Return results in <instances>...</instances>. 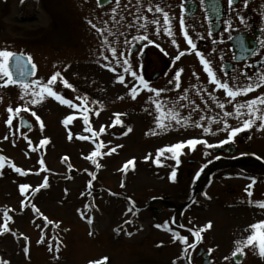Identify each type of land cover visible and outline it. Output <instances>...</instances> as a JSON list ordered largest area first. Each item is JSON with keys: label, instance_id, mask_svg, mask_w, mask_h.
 <instances>
[{"label": "flooded vegetation", "instance_id": "obj_1", "mask_svg": "<svg viewBox=\"0 0 264 264\" xmlns=\"http://www.w3.org/2000/svg\"><path fill=\"white\" fill-rule=\"evenodd\" d=\"M62 1L71 6L74 13L73 18L76 20V26L73 25V30L75 33L80 30L83 38L81 42H78L74 51L72 49L70 53H67L68 68L66 70L62 66V60L51 66V69L54 66L55 71H61L63 77L73 84L77 91L73 92L71 89L61 86L59 78L55 89L69 99H73L78 94L83 95L86 93L90 100L99 101V103L90 105L95 111L88 113L89 122L87 125L83 122L82 113L61 105L51 97L39 103L40 109L37 114L41 117L45 127L47 122L44 117L47 112L66 111L73 114L74 119L67 125L70 128L62 125L60 117L57 119L58 124L55 122L57 124L55 128L47 129L44 127L43 132L49 131L46 132V135L51 138H64L63 144H54L57 141L54 142L50 139L53 143L52 147L68 151L64 155L67 157V161L63 160L62 164L65 167L71 165L72 172H70V176L78 174L85 177L83 178L85 182L84 191H89L87 182L92 179L90 173H95V179L92 180L91 186L92 196H97L103 203L112 199L115 202L116 200L124 201L125 211L130 215L131 235L125 234V237L130 239V244L128 249L124 248L120 252V258L127 259L126 264H173L174 261L175 264H257L258 260L260 263V259L264 264V256L260 255L258 246H244V254H237L235 258L231 257V254L228 256V253H215L214 250L222 249V244L218 241L219 235L217 234V238L214 237V241L210 238L211 241L209 242L208 238L211 231L221 228L215 225V219H218L219 216L210 215L211 217H208V214L206 215L207 210L203 208L205 204L218 200L224 192L227 197L226 201L230 202L224 206L229 207L232 212L245 210L244 213L242 212L245 222L247 217L252 218L251 223L264 220V208L250 202L264 201V130H258L254 125L251 129L238 133L233 141L214 148H207L205 145L200 144L196 146L195 150L185 147L179 156V164L174 158H171L170 153L166 152L160 157L161 165H157L154 163L155 153L165 145L189 138H203L207 139L209 143L216 144L226 138V133L217 132L215 135H209L203 133L201 128L191 125L188 127L174 125L166 130L158 128L155 124L156 112L154 106L146 103L151 93L141 91L136 99H131L128 90L132 86V78L126 74L128 87H125L117 82L115 78L117 73H113L103 66L105 62L99 56V38L95 30L91 29L86 23L87 19L107 12L113 4L107 3V0H105L104 6L100 8L97 7L96 0ZM121 2L123 4L127 0H121ZM160 2L171 5L172 13L176 17L173 22L175 33L173 38L176 39L179 48L171 43L172 38L163 33L160 36L152 35L154 28L150 26V38L155 40L160 48L156 47L155 44L142 41L132 49L130 60L133 69L140 72L152 86L170 89L169 92L162 93V96L169 99L176 97L177 90L168 81L178 67L184 70L181 75V90L183 88L191 89V85L196 83L203 84L209 91H212L214 87L209 84L207 75L194 53L188 54L186 52L179 61L174 60V56L178 54V51L188 47L179 25L181 4H183L186 25L190 34L193 35L194 39L197 33L204 37L196 40L197 48L212 58L218 75L222 74L221 69L226 71L228 76L240 74L241 71H246L249 75L255 76L257 72L264 70V45L261 44V41L264 40V0H247L246 5L245 0H234L231 7L228 5V0H217L220 8L219 12L209 10L208 0H205L203 4L201 0H160ZM80 10L81 16L79 18L78 13ZM241 17H243V22H241ZM128 19L130 20L131 17H128ZM5 24H13L18 29L15 33L11 32L10 29L3 31ZM67 24L70 26V22ZM24 25L25 18L23 17H8L4 22L0 21V49L7 48L25 54L23 48L20 49L21 46L18 44L22 33L21 29ZM209 30L212 33L211 36L207 35ZM135 34V30H132L131 35ZM9 35L11 36L10 39H8ZM229 35L232 36L231 40ZM3 36L7 39H3ZM213 41H216V43L214 44ZM241 45H243L244 50H242ZM161 48L163 51H161ZM214 48L216 49L215 52L212 51ZM137 49L141 50L138 51ZM105 54L109 53L105 52ZM25 56L29 55L25 54ZM78 56L82 57L81 62L78 61ZM34 64L36 65V71L31 79H38V75L44 69H47V66L41 67L37 63ZM77 64L82 68V78L73 74L75 72L74 65ZM249 64L253 67L248 68L247 65ZM19 71L26 72L25 67L19 68ZM120 71L122 69L118 68V72ZM194 72L199 75V81L193 76ZM91 75H94L93 79H90ZM5 88L7 90L20 89L17 85H9ZM62 88L65 90H62ZM261 92H264V86L248 93L247 96L238 97L237 100L242 102L259 95ZM189 95L190 98L196 100V103L201 104L202 108L204 107L203 102L196 96L194 90H190ZM216 95L224 99L223 90L216 93ZM118 97H123V99H118ZM205 99H208L206 95ZM77 103L79 102L77 101ZM209 107L212 108L211 115H216L219 112V109H216L211 101H209ZM145 109L148 110L145 111ZM227 110L231 111L232 106L227 105ZM190 111L191 108L182 109L181 113L187 116ZM114 114H120L123 125L131 126L132 131L127 135H121L125 128L121 125L112 126L116 119ZM199 115V112L193 113L192 119H198ZM20 117L27 121L31 127L26 128L20 125ZM75 121L80 123L81 129L78 130L75 127ZM229 123L233 126L237 125V121L233 118H229ZM13 125L19 128V132H17V129L15 131L19 136H21V133L26 134L32 130V124L21 113L18 117H14ZM137 125H139V130L134 128ZM37 126L39 127V122ZM101 126L105 127V132L95 138L94 143L91 133L86 129L90 127L93 131L99 132ZM216 127H220V125L213 124V131ZM69 130L73 134L72 140L67 139ZM153 132L156 134H152ZM138 134L143 137L161 138V142L151 147L147 152V154H152V159L143 162L148 165L144 168L165 170V176L158 178L161 183L158 181L135 183L129 181L126 175H122V157L120 156L122 154V142L134 135L138 136ZM78 135H85L90 138L82 141L78 138ZM24 142H26L25 139ZM97 143L102 145L99 149L96 147ZM12 144L14 147L10 151L6 147L3 138L0 137V156L7 158L4 167L0 168L2 171L5 169L10 170L11 162L8 157L10 152L16 155L21 152L24 154L19 143L13 141ZM111 148H116V151L108 154V150ZM33 149H37L35 152L38 153L42 151L41 148H32V152H34ZM77 150L79 160L74 163L71 153L75 154ZM92 151L101 153V155L94 157L97 163L101 165L99 168H96L92 161L87 159ZM113 163L114 165L121 163L117 168L118 176L112 179L111 187H106L104 182H102L103 184L99 183L98 178L100 173L109 166L107 164ZM79 167L82 168V171L76 170ZM131 168L132 166H129L130 170ZM173 169L176 171L174 181L171 179ZM16 174L19 175V173ZM253 179L255 183L252 184L251 188L252 196H249L245 188L252 183ZM147 180L153 179L149 178ZM121 183L124 184L123 187H121ZM225 187L229 192L228 195L225 193ZM158 190L163 192L160 193ZM205 193L207 196L204 195ZM128 198H131V200ZM129 209L131 211H128ZM209 221L211 227L206 228L201 233L202 239L197 241L188 229L200 230ZM165 222H167L166 227L164 226ZM157 224H160L161 227H155ZM182 225L183 227H181ZM119 227H121V224L115 228ZM258 232L262 233L261 231ZM173 233L187 236L188 243H195L196 247L194 249L189 248L188 252L185 253L183 248L188 247V245L183 244L179 239L174 240ZM259 236L258 234V241L260 240ZM209 249L212 250L211 254ZM225 257H229V259L226 260Z\"/></svg>", "mask_w": 264, "mask_h": 264}, {"label": "rangeland", "instance_id": "obj_2", "mask_svg": "<svg viewBox=\"0 0 264 264\" xmlns=\"http://www.w3.org/2000/svg\"><path fill=\"white\" fill-rule=\"evenodd\" d=\"M36 12L39 14V18H37ZM15 14L18 17L25 18V25L21 29L22 33L18 43L21 46L20 49L23 48L25 54L31 56L33 63H37L41 67L47 66V69H44L38 75V79L46 82L55 71L54 66L52 69L51 66L57 64L60 60L63 61L62 66L66 70L68 68L67 53H70L72 49L74 51L78 42H81L83 38L79 29L77 33L73 30V25L76 26V20L73 18L74 13L71 6L62 0H0L1 22H4L8 17H13ZM80 16L81 10L78 13L79 18ZM69 22L70 26L67 24ZM32 23L33 25H29ZM3 29V31L10 29L11 32L15 33L18 28L13 24H5ZM10 38L9 35L8 39ZM3 39H7V37L3 36ZM78 57V61L81 62L82 57ZM74 71V76L78 75L82 78V68L79 64L74 65ZM93 78L94 75H91L90 79ZM62 90L65 89L62 88ZM20 95V89L7 90L5 87H0V137L3 138L6 135L9 137L8 140H3L10 151L14 147L13 141L19 143L20 149L24 151V154L21 152L17 155L10 152L8 154L11 162L10 170L5 169L2 171L0 169V173H2L0 174V225L4 222L5 210L12 217L8 221L10 231L0 234V260H7L9 264H90L91 261H99L100 264H126L127 259H122L119 255L124 248L128 249L130 244V239L125 237V234L130 233V224L125 223L126 220L130 221V215L125 211L124 201L116 200L115 202L112 199L103 203L97 196L89 195L88 192L84 191L85 182L83 178L85 177L78 174L70 176L72 169L62 164V161L65 160L64 155L68 151L52 147L53 143L50 139L54 142L57 141L54 144H63L64 138L47 136L46 132L49 131H41L37 126L38 122L30 112L21 111V115L25 116L32 124V130L26 133L28 137L26 142H24L23 135L19 136L17 132L15 133L17 126L13 125L9 129L5 122L8 117L6 108L11 106L15 109V107L22 105L23 101L19 99ZM30 107L36 114L40 109L39 104L30 105ZM67 115L70 114L66 111L47 112L44 117L47 122L45 128H55L58 124L57 119L61 117L63 121ZM75 123V127L78 130L81 129L80 123L77 121ZM62 125L64 124L62 123ZM134 128L139 130V125ZM44 138H48L49 143L41 148L40 153L32 152V148H40L39 141ZM160 139V137H143L138 134V136L134 135L124 140L122 142V154L120 155L122 164H107L109 165L107 169L100 173L99 183L104 182L106 187H111L112 179L118 176L117 168L120 164L122 175H126L129 181L135 183L160 182L158 178L165 176V170L144 168L148 165L143 163L145 162L144 157L148 155L147 152L151 147L159 144ZM29 141H31V147L28 146ZM76 152H74L75 154L71 153L74 163L79 160L78 150ZM132 158H134L135 169H129L125 174L123 165ZM40 159L44 160V165L39 164ZM13 164L20 167L27 175L16 174L12 168ZM66 165L68 166V164ZM76 170L82 171V168L79 167ZM43 176L48 177L49 186L35 192L34 189L42 183ZM149 178L153 180H147ZM20 183L30 185L29 190L24 194L19 192ZM65 189L68 190L67 193H65ZM224 189L228 195L227 187ZM158 191L163 192L162 190ZM81 192H84L83 196ZM221 195L218 200L205 204L203 208L207 210L206 215L208 214V217L210 215L219 216L218 219H215V225L221 227L209 233L208 241H214L218 234V241L221 242L222 249H216L214 252L228 253L229 256L235 250L234 242L245 239L251 234L252 230L249 225L253 223H251L253 220L249 217L246 218V222L243 220L245 210L232 212L228 207V211L227 206L224 205L230 202L226 201L227 197L224 192ZM21 200L24 201V207L21 206ZM31 203H34L44 216L57 224L55 229L51 225L44 229V241L39 244L37 241L42 233L40 228L36 227V224L42 225V217L34 214L31 210ZM81 212L86 217H91L93 222L89 224L86 218H81ZM249 222L251 224H247ZM119 224H121V227L117 228V231L115 227ZM258 231L261 230H257V238L259 234L261 240L264 233L260 234ZM13 232L16 233L15 236L12 234ZM89 233H92V235H89ZM24 235L29 238L27 257L22 250L25 245ZM57 240L60 244L58 252H56ZM50 241L53 249L51 252L48 249ZM104 257H107L106 261L103 260ZM261 261L262 259H260L262 264ZM256 263L260 264L259 260Z\"/></svg>", "mask_w": 264, "mask_h": 264}, {"label": "snow or ice", "instance_id": "obj_3", "mask_svg": "<svg viewBox=\"0 0 264 264\" xmlns=\"http://www.w3.org/2000/svg\"><path fill=\"white\" fill-rule=\"evenodd\" d=\"M105 0H96L97 7L102 8L104 6ZM107 3L113 4V6L102 15L93 16L86 20V23L90 26L91 29H94L98 38H99V56L105 62L103 66L108 68L113 73H117L116 80L120 84L128 87V82H126V74L132 78L131 88H129V95L131 99H136L137 95L141 91H147L151 93L148 96L146 103L154 106L156 116L155 124L161 130H166L174 125L188 127L195 126L202 129V132L209 135H215L217 132H225L226 138L218 141L216 144L209 143L207 139L203 138H189L187 140L178 141L176 143L165 145L164 147L159 148L155 153L154 163L161 165L160 157L163 156L166 152L171 154V158H174L179 164V156L181 151L188 147L191 150H195L198 144L205 145L207 148H214L220 145H224L228 142L234 140L238 133L251 129L254 125L258 130H264V92H261L259 95L252 97L244 101H238L237 98L240 96H247L248 93L253 92L262 86H264V70L257 72L255 76L249 75L246 71H241L240 74H233L228 76V73L221 69V75L217 74L216 67L211 57H208L203 51L197 48V39H203V36L196 34V38H193V35L190 34L189 29L186 25L185 15L183 4H181V15L179 17V25L181 33L188 47L184 50L178 51V54L174 56L175 61H179L186 52L188 54L194 53L199 60V63L202 65L203 71L206 73L208 82L210 85L214 86L212 91H209L208 88H205L203 84L196 83L191 85L190 88H183L181 90V75L183 73V68H177L172 78L169 79V84L174 85V88L177 90V95L174 99H169L166 96H162V93H167L170 89L167 88H157L150 84L144 76L133 69L130 57L132 54V49L139 45L142 41H146L148 44H155L156 47L160 48V45L156 43L155 40L150 38L149 28L150 26L154 28L152 35L160 36L162 33L171 39V43L179 48V45L175 38V33L173 31L176 17L172 13L171 5L162 4L160 0H127L126 3L121 2V0H107ZM201 3H205V0H201ZM247 0H245V5ZM234 4V0H228V5L231 7ZM209 10L214 12H219V4L217 0H208ZM151 14V15H148ZM107 17V18H105ZM128 17H131L129 20ZM241 22H243V17H241ZM231 25L229 24V27ZM132 30H135L136 34L131 35ZM194 30V29H193ZM208 36H211L212 33L209 30L207 32ZM229 39H232V36L229 35ZM215 44L216 41H213ZM261 44L264 45V40L261 41ZM242 50L243 45H241ZM140 51L141 49H137ZM161 51L163 49L161 48ZM213 52L216 51L214 48ZM105 52L109 54H105ZM10 62H14L17 68H22L30 65V71L24 72L20 71L19 76H14L13 72L10 70ZM248 68H252L253 65H247ZM118 68L122 71L118 72ZM36 71V65L32 62L31 56H25L24 53H17L11 51L7 48L0 49V87H7L9 85H17L21 90L20 100L23 101L22 105L15 107L11 106L6 108L8 117L6 119V125L9 126V129L13 126L14 117H18L21 111L30 112L35 120L39 122V129L43 131L45 125L41 120V117L32 110L31 106L37 105L43 102L46 98L51 97L58 101L61 105L68 106L70 109L78 110L83 114V122L85 125L89 122V112L95 111L91 108L90 105L98 104L99 101L90 100L88 95L85 93L83 95H76L73 99L66 98L64 94L57 91L55 86L59 78L60 84H62L67 89H71L73 92H76L74 85L69 83L62 75V72L57 70L47 79L46 82H42L40 79H28L27 77L34 76ZM193 76L196 77V80L199 81V75L193 73ZM243 77V79H241ZM194 90L197 97L203 102L204 107H201V104L196 103V100L190 98L189 92ZM223 90L224 99H221L216 95V93ZM205 95L208 99H205ZM118 99H123V97H118ZM77 101L79 103H77ZM209 101L212 102L216 109H219V112L216 115H211L212 108L209 107ZM186 102V103H185ZM227 105L232 106V110H227ZM191 111L187 116L182 115V109H189ZM148 109H145L147 111ZM199 112V118L196 120L192 119L193 113ZM207 113V114H206ZM116 116L115 125H121L125 130L121 135H127L132 131L131 126L123 125V122L120 119V114H114ZM229 118H233L237 121V125L233 126L229 123ZM74 119V115H67L62 123L67 127L69 122ZM259 121V123H257ZM206 122V123H202ZM19 123L25 127H31L27 121L22 117L19 119ZM220 125L216 127L213 131L212 125ZM91 133V138L95 143V138L100 134L105 132V127L101 126L99 132L93 131L90 127L86 129ZM19 132V128H17ZM147 134V133H146ZM152 134H156L153 132ZM15 135V133H13ZM24 139L27 140L28 137L26 134L21 133ZM78 138L82 141L88 140L90 137L85 135H78ZM3 139L8 140L9 137L6 135ZM67 139L72 140L73 134L69 130L67 133ZM49 143L48 138L41 139L39 141V147L43 148L46 144ZM28 146L31 147V141L28 142ZM102 145L97 143L96 147L99 149ZM120 147V146H117ZM37 151V149H33ZM116 148H111L108 150V154L115 152ZM101 155L99 151H92L91 155L87 159L91 160L96 168L101 167L99 163L94 159ZM66 160L67 157H64ZM145 160L152 159V154H148L144 157ZM7 158L5 156H0V168H3ZM40 165H44V160H39ZM129 166H132L131 170H134V158L129 159L123 165V170L125 174L129 170ZM71 168V165L68 166ZM12 168L16 173L21 175H27L23 172L20 167L12 165ZM2 174V173H0ZM38 174V173H37ZM92 179L87 182L88 185V194L91 195V186L92 180L95 179V173H90ZM199 175V173H197ZM69 179L71 177H68ZM171 179L174 181L176 179L175 169L171 172ZM255 183L253 179L252 183L247 185L245 191L249 196H252V184ZM49 186V180L47 176L42 177V183L34 189L35 192H38L40 189L47 188ZM124 184L121 183V187ZM30 185L28 183L19 184V192L24 194L29 190ZM65 189V193H67ZM81 195H84V192H81ZM114 195V194H113ZM207 196V194H204ZM131 200V198H128ZM260 208H264V201H250ZM134 203V202H133ZM21 206L24 207V201L21 200ZM31 210L38 217H42V225L36 224V227L41 230V237L37 243H42L44 241V229L48 228L49 225L53 229L57 227V224L49 220L47 216H44L40 209L34 204L31 203ZM128 211H131L129 209ZM81 218H86L87 222L91 224L92 218L86 217L83 212L80 213ZM12 219L8 215V211L4 212V222L0 225V234L8 233L10 231L8 221ZM125 223H131V221H125ZM165 227L167 222H165ZM155 227L160 228L161 225L157 224ZM183 227V225L181 226ZM211 227V222L209 221L206 225L202 226L200 230L193 231L188 229V231L196 238L197 241L202 239L201 233L206 229ZM249 228L252 230L251 234L248 235L245 239L237 240L234 242L235 250L232 251L231 257L235 258L237 254H244V246H253L259 248L260 255L264 256V239L257 241V230H261L264 233V220H260L249 225ZM171 231V229H169ZM118 231V229H117ZM14 236L16 233H12ZM23 235V234H21ZM92 235V233H89ZM131 235V233H128ZM23 239L25 245L23 251L27 257L29 252L28 240L29 238L24 235ZM173 239H179L183 244H187L188 247L183 248L185 253L188 252L189 248H195V243H188V237L180 235L179 233H173ZM162 243V242H161ZM59 241L57 240L56 252L59 251ZM48 249L51 252L52 244L49 242ZM211 249L209 253L211 254ZM229 259V257H225ZM103 260H107V257H104ZM0 264H9L7 260H0ZM90 264H100L99 261H91ZM175 264V261L173 262Z\"/></svg>", "mask_w": 264, "mask_h": 264}, {"label": "water", "instance_id": "obj_4", "mask_svg": "<svg viewBox=\"0 0 264 264\" xmlns=\"http://www.w3.org/2000/svg\"><path fill=\"white\" fill-rule=\"evenodd\" d=\"M10 69L13 72L14 76H17V77L19 76L20 71L14 62H10ZM25 70H26V72L30 71V65L25 66ZM32 77H34V76H32ZM32 77H27V78L31 79ZM26 128H28V127H26Z\"/></svg>", "mask_w": 264, "mask_h": 264}, {"label": "bare ground", "instance_id": "obj_5", "mask_svg": "<svg viewBox=\"0 0 264 264\" xmlns=\"http://www.w3.org/2000/svg\"><path fill=\"white\" fill-rule=\"evenodd\" d=\"M36 15H37V18H39L40 16H39V14L36 12ZM16 17H18V15L17 14H15V15H13V17L12 18H16ZM29 25H33V23L32 24H29Z\"/></svg>", "mask_w": 264, "mask_h": 264}]
</instances>
